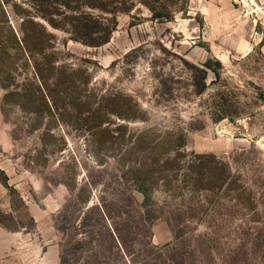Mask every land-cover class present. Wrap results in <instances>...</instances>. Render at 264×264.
<instances>
[{"label": "rangeland", "instance_id": "obj_1", "mask_svg": "<svg viewBox=\"0 0 264 264\" xmlns=\"http://www.w3.org/2000/svg\"><path fill=\"white\" fill-rule=\"evenodd\" d=\"M0 264H264V0H0Z\"/></svg>", "mask_w": 264, "mask_h": 264}, {"label": "trees", "instance_id": "obj_2", "mask_svg": "<svg viewBox=\"0 0 264 264\" xmlns=\"http://www.w3.org/2000/svg\"><path fill=\"white\" fill-rule=\"evenodd\" d=\"M68 1L69 0H62V3L66 5ZM92 4L93 3H89L88 6L91 8L95 7V5ZM104 24L106 26L107 22H102L99 21L98 19H94L91 16H88L85 19L81 20L80 22L75 23L73 27L75 28L76 31L75 34L74 33L72 34V36H74L75 40H79L85 46H89V47L101 46L108 41L111 31L113 30V28L111 27L112 29L110 28L108 32L106 33L104 32V34L99 35L100 34L99 31L102 29V27H105ZM79 32H82L84 37H80L82 35L78 36ZM35 74L37 79L39 80L41 88H43L44 89L43 91L46 92L47 81L43 79L42 75L38 72V70L36 71V69H35ZM196 158L201 159L203 157L197 156ZM141 194L143 193L141 192Z\"/></svg>", "mask_w": 264, "mask_h": 264}]
</instances>
